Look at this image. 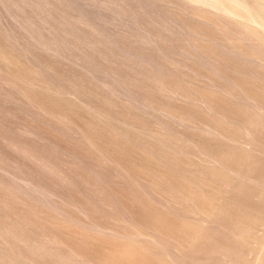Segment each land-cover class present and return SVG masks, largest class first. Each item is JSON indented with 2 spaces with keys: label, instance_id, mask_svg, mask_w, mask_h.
Returning <instances> with one entry per match:
<instances>
[{
  "label": "rangeland",
  "instance_id": "rangeland-1",
  "mask_svg": "<svg viewBox=\"0 0 264 264\" xmlns=\"http://www.w3.org/2000/svg\"><path fill=\"white\" fill-rule=\"evenodd\" d=\"M0 264H264V0H0Z\"/></svg>",
  "mask_w": 264,
  "mask_h": 264
}]
</instances>
